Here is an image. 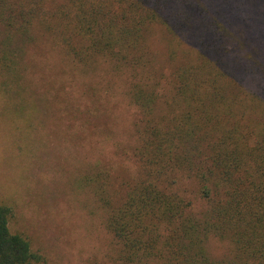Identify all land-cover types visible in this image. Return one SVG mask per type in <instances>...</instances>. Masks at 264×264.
<instances>
[{"label": "trees", "instance_id": "1", "mask_svg": "<svg viewBox=\"0 0 264 264\" xmlns=\"http://www.w3.org/2000/svg\"><path fill=\"white\" fill-rule=\"evenodd\" d=\"M158 28L171 41L168 77L149 48ZM186 40L194 54L178 61ZM50 47L60 56L56 97L34 78L38 49ZM101 66L138 116L133 181L117 193L111 168L80 178L115 242L109 264H264V0H0L5 112L26 120L43 95L45 110L69 118L82 117V104L91 112L83 99L95 103L97 120L113 90L99 94L88 77ZM15 217L0 202V264H41L29 238L11 231ZM209 238L231 250L212 258Z\"/></svg>", "mask_w": 264, "mask_h": 264}, {"label": "rangeland", "instance_id": "2", "mask_svg": "<svg viewBox=\"0 0 264 264\" xmlns=\"http://www.w3.org/2000/svg\"><path fill=\"white\" fill-rule=\"evenodd\" d=\"M238 30L247 31L243 25H238ZM148 43L155 70L168 77L170 38L158 28ZM256 44L262 45L259 40ZM38 51L34 78L50 83L48 92L56 97L62 85L51 69L60 56L51 47L47 52L45 48ZM235 53L245 58V53ZM193 54L192 42L183 41L178 61ZM104 69L101 66L96 76H88L99 94L108 91L109 85L113 89L109 95L103 94L97 120L92 115L98 111L95 103L83 99L92 104L93 112L82 104V117L74 114L69 118L62 110L59 115L45 110L43 95L31 99L25 120L4 111L5 102L10 100L0 92V202L14 208L11 231L29 238L33 250L43 257L41 264H109L115 250L103 210L80 178L88 171L111 168L112 190L117 193L122 192L125 180L133 181L137 166L129 148L136 143L134 124L138 116L124 97L119 80ZM88 77L82 79L89 82ZM113 80L114 85L110 83ZM77 90L81 99L85 88L78 86ZM195 207L200 210L199 205ZM207 250L217 259L227 255L231 245L209 238Z\"/></svg>", "mask_w": 264, "mask_h": 264}]
</instances>
